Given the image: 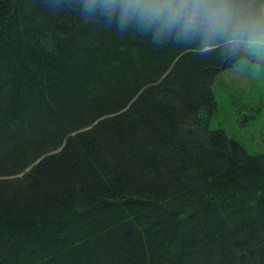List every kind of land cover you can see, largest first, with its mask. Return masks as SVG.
I'll return each mask as SVG.
<instances>
[{
    "label": "trees",
    "instance_id": "trees-1",
    "mask_svg": "<svg viewBox=\"0 0 264 264\" xmlns=\"http://www.w3.org/2000/svg\"><path fill=\"white\" fill-rule=\"evenodd\" d=\"M264 0H0V264H264V155L211 126Z\"/></svg>",
    "mask_w": 264,
    "mask_h": 264
},
{
    "label": "rangeland",
    "instance_id": "rangeland-1",
    "mask_svg": "<svg viewBox=\"0 0 264 264\" xmlns=\"http://www.w3.org/2000/svg\"><path fill=\"white\" fill-rule=\"evenodd\" d=\"M245 44L253 58L239 59L213 85L218 109L211 125L225 130L249 152L264 155V36Z\"/></svg>",
    "mask_w": 264,
    "mask_h": 264
},
{
    "label": "bare ground",
    "instance_id": "bare-ground-1",
    "mask_svg": "<svg viewBox=\"0 0 264 264\" xmlns=\"http://www.w3.org/2000/svg\"><path fill=\"white\" fill-rule=\"evenodd\" d=\"M215 114V113H214ZM213 116V115H212ZM212 120V119H211ZM212 126V125H211ZM225 131V130H224Z\"/></svg>",
    "mask_w": 264,
    "mask_h": 264
}]
</instances>
